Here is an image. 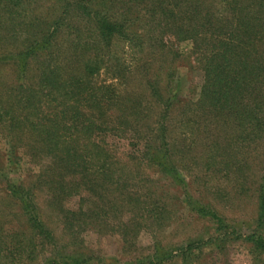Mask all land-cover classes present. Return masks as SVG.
Returning <instances> with one entry per match:
<instances>
[{
	"label": "trees",
	"instance_id": "trees-1",
	"mask_svg": "<svg viewBox=\"0 0 264 264\" xmlns=\"http://www.w3.org/2000/svg\"><path fill=\"white\" fill-rule=\"evenodd\" d=\"M27 3L35 4L34 0H0V46L7 47L8 42L11 47L0 53V73L4 74L0 79V128L14 152L9 150L8 160L24 151L38 165L30 184H6V193L18 204L30 234L8 232L11 229L5 234L0 226V254L6 251L3 258L12 259L7 264L30 261L39 239L47 245L50 242L52 232L37 211V192H42L46 205L56 211L62 229L72 237L74 254L79 255L48 257L43 264H85L79 235L89 224L95 225L97 218L101 220V212L138 193L127 184L128 168L104 143L111 132L126 137L133 127L132 116L124 115L119 107L120 94L112 86L96 87L92 82L103 65L101 57L105 55L101 51L108 52L115 40L133 49L138 47L139 52L148 40L163 48L166 34L177 42L190 41L191 53L202 63L204 79L195 105L204 113L218 118L225 113L222 118L236 120L242 135L256 125L264 138V0H54L56 13L51 19L31 15ZM142 14L146 39L135 27ZM81 26L93 32L92 41L83 40ZM64 28L72 33L71 49L78 57H74L78 66L74 74L66 70L69 60L65 52H57L56 38ZM107 59L105 67L110 75L115 80L125 79L126 68L120 57ZM36 63L40 74L32 81L30 72ZM173 82L169 75L159 122L167 118L170 101L175 99L171 94ZM147 88L155 97L151 83ZM115 108L120 109L118 113ZM161 132L165 133L163 129ZM163 137L158 140L163 142ZM150 145L145 142L144 150ZM166 159L161 152L156 164L148 161L174 179ZM85 188L97 199H90L87 206L81 197L76 210L66 208L63 213L64 200L81 195ZM103 199L105 209L97 203ZM156 210L159 213L153 215L158 221L163 212L159 206ZM211 217L219 221L215 214ZM259 217L261 227L264 192L259 198ZM124 224L119 222V226ZM247 239L255 250L264 253V237L253 233ZM129 241L124 238L125 243ZM166 259L164 252L149 264H161Z\"/></svg>",
	"mask_w": 264,
	"mask_h": 264
},
{
	"label": "rangeland",
	"instance_id": "rangeland-1",
	"mask_svg": "<svg viewBox=\"0 0 264 264\" xmlns=\"http://www.w3.org/2000/svg\"><path fill=\"white\" fill-rule=\"evenodd\" d=\"M53 1L34 0L35 4L27 3L26 8L31 15L51 19L56 13ZM143 17L142 14V21L135 25L142 39L146 32ZM84 30L81 26L83 40L92 41L93 32L89 27L88 31ZM71 34L64 28L56 38L57 52H65L69 60L68 74H74L78 67L74 59L78 57L71 49ZM152 41H146L143 51L139 52L138 47L133 49L128 43L115 40L108 52L101 51L105 55L101 57L103 65L92 77L96 87L112 86L120 94L119 107L124 115L132 116L133 127L126 137L117 131L111 132L104 143L119 163L128 168L127 184L133 190L137 188L138 193L130 200L117 202L104 214L101 212V220L97 218L95 225L89 224L79 235L78 241L84 248L81 256L87 258L85 264H149L164 252L167 259L161 264H264V253L247 241L253 233L264 237V222L261 227L258 225L259 198L264 192V138L256 125H251L242 135L236 120L222 118L225 113L219 118L208 111L204 113L195 105L204 79L202 63L198 55L191 53L190 41L177 42L167 34L163 48ZM10 48L7 42V47L0 46V53ZM107 56L120 57L119 62L123 61L126 68L125 79L115 80L110 75L105 67ZM37 64L30 72L32 81L40 74ZM169 75L174 80L171 94L175 99L170 101L172 107L162 124L158 120L166 103L164 90ZM1 76L4 74L0 73V79ZM148 83L153 86L155 97L150 94ZM115 110L118 113L120 109ZM162 136L163 142L158 140ZM145 142L151 145L144 150ZM9 145L0 128V226L5 234L19 230L29 236L26 218L5 188L8 183L16 187L20 181L33 182L31 175L38 170V165L24 151L8 160V154H14ZM161 152H165L174 179L148 161L151 159L156 164ZM106 194L103 191L102 196ZM36 196L40 218L52 233L48 245L44 240L37 241L31 260L24 264H43L48 257L62 258L66 253L79 256L74 254L72 237L62 229L56 211L46 205L42 192ZM81 197L90 206V199L96 200L98 196H92L85 188L81 195L64 200L63 213L66 208L76 210ZM104 200L97 201L102 209H105ZM158 206L163 213L156 221L153 213H159ZM120 221L126 224L119 226ZM124 238L132 241L125 243ZM1 255L0 264L12 260L3 258L6 251Z\"/></svg>",
	"mask_w": 264,
	"mask_h": 264
}]
</instances>
